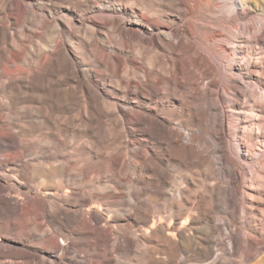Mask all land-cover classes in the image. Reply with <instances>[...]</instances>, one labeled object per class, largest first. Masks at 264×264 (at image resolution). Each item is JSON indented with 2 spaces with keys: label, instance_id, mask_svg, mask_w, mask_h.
Listing matches in <instances>:
<instances>
[{
  "label": "bare ground",
  "instance_id": "6f19581e",
  "mask_svg": "<svg viewBox=\"0 0 264 264\" xmlns=\"http://www.w3.org/2000/svg\"><path fill=\"white\" fill-rule=\"evenodd\" d=\"M21 1L0 0V41L6 44L9 40L10 48L17 49L16 41L31 40L39 35L38 31L53 34L43 52L50 61L59 59L68 49L65 31L61 30L64 28L78 36L83 47L99 49L90 63L95 83L104 78L114 83L126 103L118 106L112 102V92L105 91L102 98L91 81L94 90L88 87L81 95L83 98L88 95V105L81 109L85 114L83 128L93 130V120L102 112L111 118L118 137H132L139 148L132 154L128 149L131 141H123L119 156L110 160L107 153L100 154L95 146L82 145L78 149L73 144L63 146V139L42 138L51 136L50 132L41 134L36 145H32L21 134L33 127V122L19 126L18 118L0 115V135H12L15 140L13 144H0V155L4 158L0 162V241L9 242L0 243V264H76L64 262L63 257L69 251L83 254L85 264H106L108 253L116 254L118 260L113 264H230L224 261L226 256L240 258L234 264H241L263 251L264 166L255 172L249 168L253 175L250 187L242 191L241 183L235 181L232 173L235 163L225 155L220 176L232 184L227 191L219 186L213 161V154L225 148L223 139L235 141L240 130L247 151L254 141L251 134L244 135L250 128L242 119L246 114L240 118V114L233 112L237 109L235 103L230 105L232 110L219 114L217 107L224 99L213 93L220 83L225 91L233 89V76L227 72L233 70L236 54L242 53V43L231 39L230 32H224V29L235 31V26L229 23L223 30L214 27L216 13L233 6L236 0H158L166 5L167 12L182 10L177 18L184 22L188 39L181 38L174 28L175 17L167 21L164 19L167 14L150 13L146 8L137 12L129 0H105L107 4H98L89 17L92 24L80 19L76 20V26L74 20L80 17L77 12L76 16L64 13L60 23L52 12L41 7L39 13L36 4ZM238 1L243 12L250 9V0ZM256 2L264 4V0ZM11 11L17 13L15 23ZM99 28L105 32L101 44L96 38ZM251 28H244L246 35L242 42L248 47L244 51L246 56L251 47L264 49V40L260 42L255 37V45H251L252 40L248 39ZM262 31L264 34V23ZM69 44L79 49L71 41ZM3 50L9 52L7 47ZM259 60L264 63V58ZM5 65L11 75L21 69L17 68L16 59L10 57ZM39 65L37 61L33 76L28 77L32 83L41 78ZM218 66L225 73L220 74ZM3 68L1 65V71ZM191 68L198 69L201 78L215 75L220 80L210 82V91L200 92ZM253 71L264 74L261 66H253ZM0 78L4 74L0 73ZM131 83L142 85L134 90L129 88ZM3 87L12 92L22 88ZM67 92H62L61 102L68 101ZM256 107L260 114L257 127L264 129V104L245 107L244 111L252 112ZM42 114L43 129L51 116L55 117L50 118L53 123L61 120L53 115L51 107ZM65 121L55 125L56 136L62 137L60 127H66ZM173 122L177 126L171 133ZM17 127L20 128L17 133L11 132ZM237 152L233 151L235 155ZM131 155L136 159L131 161ZM171 161L179 167L198 165L200 170L190 173L178 170V176H173ZM125 170L129 172L124 173ZM35 174L43 181L36 182ZM102 175L111 185L101 183ZM120 183H124L127 202L132 206V218L121 216L123 205L119 196L114 197ZM169 186L171 192L165 190ZM76 189L80 195L75 194ZM4 190L11 200H21L22 205H11L2 196ZM230 194L243 196L242 202H231ZM141 197L144 202L139 201ZM65 206L79 212H100L102 216H91V221L70 220L73 214L63 213ZM218 208L223 211L219 217L228 239L225 248L214 240L219 229L213 214ZM240 218L248 223L239 231L230 230L232 225L240 224ZM100 222L114 233L116 241L123 239V243L109 245L106 235L100 232ZM245 236L252 242H246ZM23 241L36 247L39 253L20 247L18 244ZM122 258L127 260L121 262ZM261 260L256 264H262Z\"/></svg>",
  "mask_w": 264,
  "mask_h": 264
},
{
  "label": "rangeland",
  "instance_id": "374dc122",
  "mask_svg": "<svg viewBox=\"0 0 264 264\" xmlns=\"http://www.w3.org/2000/svg\"><path fill=\"white\" fill-rule=\"evenodd\" d=\"M28 1L36 4L35 8L39 13H41V7H43L46 11L52 12L53 17L60 23L62 21L60 17L64 13H67L71 16H76L75 14L77 12V15H79L80 17H76V19L74 20L75 26L78 24L76 20L80 19L86 21L88 25L92 24L89 17L94 13V11L96 10L95 8L98 6V4L100 6L103 4H107V1L105 0ZM21 2L22 4H26L27 0H22ZM129 3L133 4V7L137 10V12L139 11V9L146 8L150 13L159 12L161 16L167 14L168 18H164L167 21L171 20L170 17H175L176 19L172 20L176 23L174 28L179 34H181V38L188 39V36L184 34V22H179L177 18L178 13H182L181 9H177V13L175 11L167 12L166 5L160 3L158 0H129ZM250 4V9L246 12H243L242 6L239 4V1L236 0V4L231 7H227L222 11H219L214 17L217 21L214 26L216 30H223L225 25L228 26L229 23H231L233 26H235L236 32L229 29H224V32L226 34L230 32L233 36L231 37V39H235L236 41L242 43L240 45L242 53L240 52L236 54L234 60L232 61L233 70L227 72L233 76V79L231 80V82L233 83V89L225 91L224 85H221V83L213 89V93L216 96H221L224 99L223 104H218L217 112H219L220 114L225 110L230 111L232 110L230 108V105L232 103H235L237 109L233 110V112L235 111L237 112V114H240V118L245 114L246 116H250L248 118H246V116L242 117V119L247 121L250 125V128L248 127L246 131H244V135L251 134L254 139L252 146H250L247 151L246 148L243 147L245 136H242L240 130L235 141L224 138L223 141L225 142V148L214 153L215 155L213 154V161L214 163L216 162L214 166L217 170L218 178L220 180L219 186L226 189L227 191L230 190L232 184L231 182H226L225 179L220 176L221 168L223 165L221 161L224 159L225 155L235 163L234 169H232V173L235 181L241 183L242 191L250 187L253 175L252 173H250L249 168H252V170L255 172L257 169H263L264 166V129H259L256 124L257 120L260 118V114L257 112L258 108H253L252 112L247 110L244 111L245 107H252L255 105L263 106L264 104V74L261 71H253V66H261L264 71V63H261L259 60L260 57L264 58V49H252L251 47L247 50L248 56H246V52L244 51H246L248 47L242 42L244 36L246 35V31L244 29L245 26L252 27L248 35V39L252 40V46L255 45V38L260 42L261 40H264V34L262 31V25L264 23V4L263 2H256V0H250ZM16 15V12L11 11L12 20L14 23L16 22ZM61 30L65 31L64 38L66 39V44L68 46V49L61 54L62 56L59 57L61 61L56 58L47 61V57L43 53L47 50V46L52 41L53 34L49 35L48 33L46 35L41 31H38L39 35L32 38L31 40L16 41L18 47L17 49L10 48L11 43L9 40L6 44L3 43L4 41H0V68L1 65L4 66L2 71L0 69V73L4 74V78H0V115L7 114L12 118H18L19 126L23 123H34L33 127L28 130H24L21 134V136H23L27 140L28 144L36 145L35 142H37L38 138H41V134L50 132L49 134H51V136L42 138H46L47 140L55 139L57 141H59V139H63V146L70 147L73 144V146L77 147L78 149H80L82 145L88 148L90 145L95 146L96 150H98L100 154L107 153L108 157H111V159L109 158L110 160H113V158L119 156V154L121 153L119 147L124 148V145L122 144L123 141L125 143L127 141H131L128 149L133 154V152L139 148V145L137 143H133L134 141L132 137H124L123 139L118 137V129H113L112 123L110 121L111 118H108L102 112L100 116L97 117V120H93V130L83 128L85 114L83 115L81 109L88 105V95L85 94L84 98L81 97V95H84L83 92L88 87L94 90L92 85H90L91 81L94 82V85L96 89H98L99 94L102 98H104V93L106 91L113 93V97L111 98V100L118 106L126 102L122 99V95L114 83H110L105 78L101 79L98 83H95L96 79L95 77H93L92 72L90 71V63L93 62L97 52H99L100 50L98 49L96 51L95 47L93 46L83 47L78 36L72 35L71 32H66L64 28ZM97 30L99 31L96 38L99 44H101L105 32L101 28ZM150 32H152V30ZM68 38L70 39L69 41H71L74 45L79 46L78 50H75L69 44V41H67ZM4 47H7L9 52L4 51ZM9 57L16 59L17 68H21L12 75L11 73L7 72L8 68L5 65V61ZM37 61H39L40 63L38 71L41 73V78L39 81L32 83V79L30 80L28 77L33 76L32 72L35 71L34 65ZM82 62L85 64V66L77 67V65H80ZM217 68H220V74L225 73V69L222 66H218ZM190 70L192 71L197 89H199L198 91L200 92L205 93L208 90L210 91V82L212 80H220V78L215 75L207 78H201L198 69L191 68ZM101 78H103L102 75ZM258 83H261L262 85H259ZM3 85H17V87L19 86L22 88L19 89L18 92H12L9 88L3 87ZM129 85V88L139 90V86L142 84L131 83ZM64 90H68L67 93L70 94L67 102H61L63 98L62 92ZM147 103V101L143 102V106H146ZM49 107L52 108L53 115L57 118H60L61 120H58V123H53L50 118L55 117L51 116L47 122V125L45 126V129H43L40 124V122L43 120L42 113H44ZM154 120L158 122L156 118ZM63 121H65L66 127H60L61 129H63V135L62 137H58L54 133L55 125ZM176 126L177 123L173 122L172 126L170 127L171 133H174L173 127ZM19 130L20 128L17 127L14 128L11 132L17 133ZM14 141L15 140L12 135H0L1 145L13 144ZM234 150L238 151L237 155L233 153ZM80 151L79 153L81 154ZM130 157H132L131 161H133L135 158L134 155H131ZM2 161H4V158L0 155V162ZM17 164L23 166L22 161H18ZM170 164L174 166V171H171V174L173 176H178V170L182 173H190L200 170L198 165L179 167L178 164L174 163L173 161H171ZM128 172L129 171L126 170L124 171V173ZM135 176H137V174H135ZM34 180H36V182H42L43 178L40 177L39 174H35ZM100 181L103 185L110 184L106 182L105 175H102L100 177ZM123 184L124 183L119 184V189L116 191V196L114 197L119 196L118 198L120 200L118 201L123 205L122 207H120L122 211L121 216L125 219H128L132 218L133 211L130 202H127L128 196L125 188L123 187ZM171 189L172 187L169 186L165 190L167 192H171ZM75 194L80 195L79 189H76ZM2 196L5 199H8V201H10L9 203L15 207L22 205V201L19 199L15 198L11 200L9 198V194L5 190L2 192ZM242 198L243 196L241 195H229V199L231 202L241 203ZM139 201L144 202L145 198L141 197ZM65 207L62 208L63 213H67V211H70L71 214H73V216L69 217L70 220L78 218L91 221V216H102L100 212L86 213L75 211L76 209L71 207ZM220 214H223V211L220 208L215 210V213L213 214L215 217L214 223L219 229L218 232L214 234V240L221 243L225 248L227 247L228 239L223 226L224 222L220 220L219 217ZM183 220H185V217L183 218ZM239 221L240 224L237 223L232 225L230 227V230L239 231L240 227H244V225L248 223V221H246L244 218L238 219V222ZM99 225L100 232H103L106 235V240L109 245L121 243L123 241V239L116 241L114 233L110 232L109 228L103 222H100ZM253 228H256V226H253ZM199 236L200 235L198 234L197 237ZM244 240L249 243L252 242V239L247 236L244 237ZM6 241V239L1 240L0 243H9ZM10 244L16 245L18 243ZM18 245L20 247L29 248L32 252L39 253L36 247H29L28 243L25 241L21 242ZM106 259L108 261L106 264H113L115 260H118L116 258V254L113 253H108ZM224 259L225 262H228L230 264H234V262L240 261V258L237 257L226 256ZM63 260L65 263L71 262L76 264H85L83 254L77 252L69 251L63 257ZM126 260L127 259L122 258L120 261L122 262ZM260 260L262 261L261 263L264 264V250L259 251L255 258L246 259L245 261H242L241 264H256ZM17 262H21V260H18ZM5 263L9 264L8 262Z\"/></svg>",
  "mask_w": 264,
  "mask_h": 264
}]
</instances>
